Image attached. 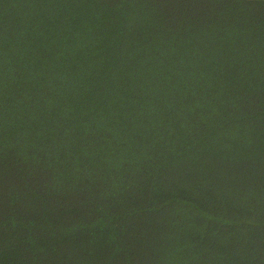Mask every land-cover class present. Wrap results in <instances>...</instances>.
I'll use <instances>...</instances> for the list:
<instances>
[{
	"label": "trees",
	"instance_id": "obj_1",
	"mask_svg": "<svg viewBox=\"0 0 264 264\" xmlns=\"http://www.w3.org/2000/svg\"><path fill=\"white\" fill-rule=\"evenodd\" d=\"M0 264H264V0H0Z\"/></svg>",
	"mask_w": 264,
	"mask_h": 264
}]
</instances>
